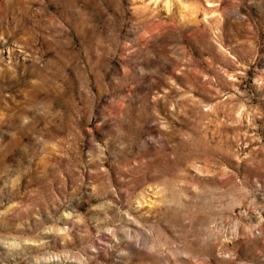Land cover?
Segmentation results:
<instances>
[{"label":"rangeland","instance_id":"1","mask_svg":"<svg viewBox=\"0 0 264 264\" xmlns=\"http://www.w3.org/2000/svg\"><path fill=\"white\" fill-rule=\"evenodd\" d=\"M0 264H264V0H0Z\"/></svg>","mask_w":264,"mask_h":264}]
</instances>
